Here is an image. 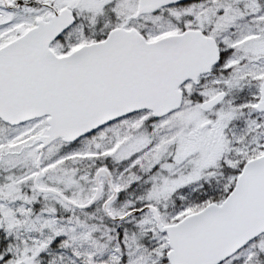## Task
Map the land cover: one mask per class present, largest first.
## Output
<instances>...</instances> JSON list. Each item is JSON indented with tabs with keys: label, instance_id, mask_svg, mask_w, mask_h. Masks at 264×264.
Here are the masks:
<instances>
[{
	"label": "snow or ice",
	"instance_id": "snow-or-ice-1",
	"mask_svg": "<svg viewBox=\"0 0 264 264\" xmlns=\"http://www.w3.org/2000/svg\"><path fill=\"white\" fill-rule=\"evenodd\" d=\"M0 264H264V0H0Z\"/></svg>",
	"mask_w": 264,
	"mask_h": 264
}]
</instances>
